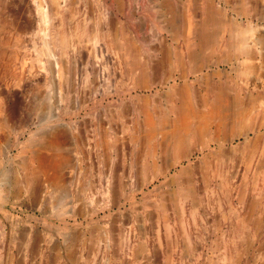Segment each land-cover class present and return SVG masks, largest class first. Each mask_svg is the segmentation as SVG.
Masks as SVG:
<instances>
[{
  "label": "rangeland",
  "instance_id": "1",
  "mask_svg": "<svg viewBox=\"0 0 264 264\" xmlns=\"http://www.w3.org/2000/svg\"><path fill=\"white\" fill-rule=\"evenodd\" d=\"M207 13L215 51L187 49ZM239 24L254 55L230 47ZM125 36L145 84L113 48ZM181 86L197 112L219 91L254 107L245 124L212 115L203 140L182 131L177 158ZM263 138L264 0H0V264H264Z\"/></svg>",
  "mask_w": 264,
  "mask_h": 264
},
{
  "label": "bare ground",
  "instance_id": "2",
  "mask_svg": "<svg viewBox=\"0 0 264 264\" xmlns=\"http://www.w3.org/2000/svg\"><path fill=\"white\" fill-rule=\"evenodd\" d=\"M262 3V2H261ZM211 6V5H210ZM254 6V5H253ZM203 8V7H202ZM211 8V10H212V7H210ZM255 9V8H254ZM242 10V9H241ZM204 11V10H203ZM244 11V10H243ZM243 11H241V12H243ZM171 12V11H170ZM213 12V11H212ZM240 12V11H239ZM245 12V11H244ZM44 13L46 14V11L44 10ZM214 13V12H213ZM208 15H206V16H204V17H202L201 18V26H200V28H199V30L197 31L196 30V28H195V30L194 29H192L193 27H191L190 25H187V26H183L184 27V30L186 31L185 32V36H186V46L188 47L187 49H190V46H192V41H194V39H195V37H196V39L198 40L197 41V43H198V45H200L199 47L200 48H203L204 50H209V48L211 47L212 48V44H213V41L215 42V40L216 41H218L217 39H215L214 38V36H210L209 34H208V27L210 26V25H208L209 24V22H208V18H210V14L209 13H207ZM247 14V13H246ZM249 14V13H248ZM186 15V14H185ZM217 15L219 16V14L217 13ZM217 15H216V17H217ZM221 15V14H220ZM187 16H188V14H187ZM212 16V15H211ZM45 17V16H44ZM190 17V16H189ZM220 18V17H219ZM185 19V18H184ZM190 19V18H189ZM73 20V19H72ZM171 20V19H170ZM173 20V19H172ZM223 20H224V18H223ZM259 20V19H258ZM174 21V20H173ZM182 21H184V20H182ZM191 21H193V20H191ZM198 21V20H197ZM230 21V20H229ZM175 22V21H174ZM186 22V21H185ZM194 22V21H193ZM223 22V21H222ZM180 22H178V24H179ZM189 22H188V19H187V24H188ZM177 24V23H176ZM180 24H182V23H180ZM186 24V23H185ZM217 24V23H216ZM225 24H226V22H225ZM224 24V25H225ZM233 24H235V23H233ZM238 24V23H237ZM236 24V25H237ZM184 25V24H183ZM197 25V24H196ZM214 25V24H213ZM230 25V24H229ZM235 25V26H236ZM168 26H170V25H168ZM175 26V25H174ZM173 26V32L174 33H176V34H180V30H179V28L177 29V28H175ZM220 26V25H219ZM231 26V25H230ZM240 26V24L238 25V27L236 26V27H232V31L230 32L229 30V44H230V47H233V46H235V51H236V48L238 49V50H241V52H242V54L246 57V56H251V55H254V53L256 52V49L252 46V45H247L246 46V44H248V43H246V41H245V36H244V34H246L245 32H246V30H244L241 26ZM197 27V26H196ZM216 27V26H215ZM223 27V26H222ZM229 27V26H228ZM172 28V27H171ZM225 28H226V26H225ZM95 29V28H94ZM183 29V28H182ZM197 29H198V27H197ZM229 29V28H228ZM183 30V31H184ZM215 30V29H214ZM214 30H213V32H214ZM221 30V29H220ZM94 31V30H93ZM218 31V30H217ZM225 31V30H224ZM223 31V32H224ZM221 32V31H220ZM222 32V33H223ZM95 33V32H94ZM184 33V32H183ZM221 33V34H222ZM226 33V32H225ZM228 33V32H227ZM210 34H211V32H210ZM125 35V34H124ZM75 36V35H74ZM174 36V35H173ZM172 36V37H173ZM177 36H179V35H177ZM222 35H220V37H221ZM227 37V36H226ZM113 38V37H112ZM185 38V37H184ZM217 38V37H216ZM93 39H95V38H93ZM218 39H219V37H218ZM114 40V39H113ZM220 40V39H219ZM234 40H236V43L234 44L233 43V41ZM239 40V41H238ZM115 41V40H114ZM227 41V40H226ZM62 43V42H61ZM194 43V42H193ZM196 43V42H195ZM217 43V42H216ZM220 43V42H219ZM246 43V44H245ZM184 44V43H183ZM226 45V44H225ZM113 48H115L116 49V51H117V53H119L120 54V56H121V58H122V61H123V66H124V69H125V71H127V72H136V71H138V75H139V83H140V85H142V84H145L146 82H145V75L143 74V72L144 73H146L145 71H143L142 69H144V66H142L140 63H139V58H138V54H137V49H135L134 47H133V45H132V42H131V40H130V38L128 37V36H125L124 37V41H123V43L121 42V43H118L117 44V42L115 43L114 42V44H113ZM185 46V47H186ZM198 47V46H197ZM226 47V46H225ZM257 48V47H256ZM192 49V48H191ZM229 49V48H228ZM232 49V48H231ZM180 50V49H179ZM195 50H196V48H195ZM212 50H213V48H212ZM213 51H215V50H213ZM197 52V51H196ZM171 53V52H170ZM169 53V54H170ZM191 54H193L192 53V51L190 52ZM212 53V52H211ZM210 53V54H211ZM214 53V52H213ZM168 54V53H167ZM168 54V55H169ZM173 54V53H172ZM199 54V53H198ZM240 54V53H239ZM165 55V54H164ZM177 55H179V54H177ZM180 55H182V54H180ZM180 55H179V57H180ZM170 57H171V55H169ZM169 56L166 58V62L164 61V63H168L169 64V62H168V59H169ZM176 56V55H175ZM202 56V55H201ZM211 56V55H210ZM177 57V56H176ZM179 57H177L176 58V60H177V63H178V65H180L181 66V60L182 59H180ZM193 57V56H192ZM173 58H175V57H173ZM191 58V57H190ZM195 58V57H194ZM139 59V60H138ZM196 59V58H195ZM200 59V58H199ZM194 60V59H193ZM197 60V59H196ZM172 61V60H171ZM170 61V62H171ZM201 61V60H200ZM196 62V61H195ZM200 63V62H199ZM172 64H173V62H172ZM195 64V63H194ZM152 65H154V64H152ZM167 65V64H166ZM196 66V65H195ZM143 67V68H142ZM179 67V66H178ZM169 68V67H168ZM179 69H181V67H179ZM146 70V69H145ZM151 70H153V71H155V73H156V71H157V65H155ZM153 73V72H152ZM127 74V73H126ZM147 81V80H146ZM185 85V84H184ZM146 86V85H145ZM183 87H185V86H183ZM182 86H181V88H176V90H174L173 91V97H174V99L177 101V103H178V106L175 108V110L173 111V113H177L176 115H177V120L175 121V127H174V129H173V132H169L168 134H164L165 135V137H164V141H163V147H164V149L165 150H168V147H170V151H173V153H174V155H176L177 156V158L178 157H182L183 156V154H184V151H185V149H187V147H188V144H189V142L187 141V139H185V137H184V135L181 133L182 131H185V132H193L194 134H195V137H193V138H196V140L197 139H199V140H203V137L204 136H206V133H207V131H206V129H205V125H206V121L213 115V116H215L216 118L215 119H219L221 122H220V124H222V123H225V121H226V119L227 120H229V119H231V121H234V120H239V118H240V120H242L243 119V121L241 122V123H243V122H246V121H248V119H246V118H248V116H250L249 114V112L250 111H252L251 109L254 107L253 105H252V102H250V101H248V104H241V103H235V104H233L232 105V107H231V109H230V111H231V113H229L228 115L227 114H225L228 110L227 109H225L224 108V104H225V102L223 103V94H222V92L221 91H219L217 94H216V100H215V104H214V106L211 108V111H209L208 113H202V112H197L196 111V108L194 109V107H192L191 105H190V103H189V101H191L190 99H189V91H188V87L187 88H183ZM143 88V87H142ZM173 89V88H172ZM191 89V88H190ZM206 89V88H205ZM219 89V88H218ZM192 92V91H191ZM214 92V91H213ZM224 92V91H223ZM168 93V92H167ZM215 93V92H214ZM169 94V93H168ZM211 94V93H210ZM205 95V94H204ZM201 96H202V94H201ZM172 97V98H173ZM190 97H192L191 95H190ZM207 97V96H206ZM204 98H205V96H204ZM208 98V97H207ZM206 98V99H207ZM141 100H143V99H141ZM189 100V101H188ZM210 100V99H209ZM174 101V100H173ZM201 101V103L200 104H202V106H204L206 103L204 102V100H200ZM252 101V100H251ZM207 102V101H206ZM170 103V102H169ZM209 103V102H208ZM176 105V104H175ZM175 105H173V106H175ZM140 106V110L143 112V113H147L148 112V110H149V106H150V104L148 103V101L147 100H143V102L141 103V105H139ZM199 107H200V105H199ZM210 107V106H209ZM166 108H164V110H165ZM202 109H203V107H202ZM210 109V108H209ZM163 110V111H164ZM203 110H205V109H203ZM171 111V110H170ZM230 111H228V112H230ZM142 113V114H143ZM149 113V112H148ZM168 113V112H167ZM162 115V114H161ZM167 115V114H166ZM227 115V116H226ZM251 115H252V113H251ZM145 116V115H144ZM147 116V115H146ZM168 116V115H167ZM170 116V115H169ZM163 117V116H162ZM194 117H196V118H198L199 119V121H200V124L198 125V127L196 128V129H192L191 128V126H190V120H189V118H194ZM169 118V117H168ZM167 118V119H168ZM166 119V120H167ZM163 120H165V118H163ZM162 120V121H163ZM169 121V120H168ZM193 120H191V122H192ZM198 121V122H199ZM167 122V121H166ZM165 121H163L162 123H166ZM226 122H228V121H226ZM230 122V121H229ZM228 122V123H229ZM236 122V121H235ZM251 122V121H250ZM158 123V122H157ZM159 123H161V122H159ZM173 123V122H172ZM155 124V123H154ZM150 120H149V118H148V122H147V125H148V128H149V131H152V130H154V125ZM169 125H173V124H171V122H169L168 123ZM243 124H245V123H243ZM252 124H253V126L254 125H256L257 124V120L256 121H252ZM259 124V123H258ZM156 125H158V124H156ZM238 125V124H237ZM241 125V124H240ZM158 126H160V125H158ZM197 126V125H196ZM225 126V125H224ZM231 126V125H230ZM229 126V128H232V127H230ZM232 126H234V123H233V125ZM252 126V128L254 129V127ZM162 128V127H161ZM160 128V129H161ZM228 128V127H227ZM235 128V127H234ZM246 128H248V126L246 127ZM233 129V128H232ZM220 130V129H219ZM222 131V130H221ZM231 131V130H230ZM244 131V130H243ZM184 132V133H185ZM257 132V131H256ZM252 133H253V130H252ZM223 134V133H222ZM231 135H233V134H231ZM254 135V134H253ZM259 136H260V134H259ZM262 137V136H261ZM148 139V138H147ZM262 139V138H261ZM264 139V138H263ZM192 142V141H191ZM204 142V141H203ZM247 142V141H246ZM260 140H259V137H256V139L253 141V143H252V145L250 146H247V148H246V152H249V158H250V162L252 163V159L254 158V156H255V154H256V152H257V150H258V148H259V144H260ZM144 143V142H143ZM200 143H201V141H200ZM263 143H264V141H263ZM146 144V143H145ZM194 144V143H193ZM246 145V144H245ZM162 146V145H161ZM151 147V146H150ZM189 148V147H188ZM263 148V147H262ZM150 149V148H149ZM162 149V148H161ZM233 149V148H232ZM163 150V149H162ZM151 151V150H150ZM187 151V150H186ZM234 151V150H233ZM172 153V152H171ZM246 154V153H245ZM225 155V154H224ZM223 155V157H225ZM258 155V154H257ZM172 157H174L173 155H172ZM246 157V156H245ZM257 157V156H256ZM211 158V157H210ZM226 158V157H225ZM224 158V159H225ZM242 158V157H241ZM243 159V158H242ZM246 159V158H245ZM255 159V158H254ZM249 161V160H248ZM255 161H256V159H255ZM249 163V162H248ZM209 164V162L208 161H204V164H203V168H202V171H205L206 170V166ZM210 165H211V163H210ZM251 165V164H250ZM263 165V164H262ZM201 166H202V164H201ZM261 166V165H260ZM249 167H251V166H248V169H249ZM262 167V166H261ZM260 167V168H261ZM258 168V167H257ZM211 169V168H210ZM256 169V168H255ZM212 170V169H211ZM247 170V169H246ZM261 170V169H260ZM263 170V169H262ZM186 171V170H185ZM209 171V170H208ZM215 171V170H214ZM247 171H249V170H247ZM257 171V170H256ZM213 172V171H212ZM214 173V172H213ZM259 173V172H258ZM248 175V174H247ZM254 175V174H253ZM252 175V176H253ZM205 177L207 176V174L206 175H204ZM219 176V175H218ZM251 176V177H252ZM245 177V176H244ZM243 177V179H244V181H246L245 180V178ZM263 177V176H262ZM261 177V178H262ZM216 178V177H215ZM248 178V177H247ZM256 178V177H255ZM252 179V178H251ZM264 179V178H263ZM254 180V179H253ZM259 180V179H258ZM205 181V180H204ZM225 181V180H224ZM222 182V181H221ZM186 183V182H185ZM261 183V182H260ZM229 184V183H228ZM253 184V183H252ZM264 184V183H263ZM207 185V184H206ZM205 185V186H206ZM247 185V184H246ZM254 185V184H253ZM257 185H259V184H257ZM230 186V185H229ZM252 186V185H251ZM208 187V186H207ZM207 187H206V189H207ZM219 187V186H218ZM223 187V186H222ZM231 187V186H230ZM255 187H256V185H255ZM224 188V187H223ZM225 189V188H224ZM223 189V190H224ZM204 190H205V188H204ZM221 188H220V191H223ZM229 190V189H228ZM227 190V191H228ZM231 190V189H230ZM237 192H238V190H237ZM240 192V191H239ZM229 193V192H228ZM242 193V192H241ZM245 193V192H244ZM259 193V192H258ZM227 195H229V194H227ZM187 196V195H186ZM223 196V195H222ZM226 196V195H225ZM260 196V195H259ZM188 197V196H187ZM262 197V196H261ZM243 200V199H242ZM256 202H258V201H256ZM259 203V202H258ZM255 205H257V203H254ZM260 204V203H259ZM253 205V204H252ZM254 205V206H255ZM249 206V205H248ZM251 207H253V206H251ZM248 211V210H247ZM231 213H233V212H231ZM236 214V213H235ZM246 215V214H245ZM245 215H243V216H245ZM251 215V214H250ZM248 217V216H247ZM244 219V218H243ZM246 220H248V218L246 219ZM245 222V221H244ZM238 223V222H237ZM246 223V222H245ZM244 223V224H245ZM241 225H242V223H241ZM245 226V225H244ZM243 226V227H244ZM238 227V226H237ZM238 231V230H237ZM226 250L224 249V251H223V253H226L225 252ZM224 256H225V254H224ZM221 257H223V256H221ZM228 257V256H227ZM226 257V258H227ZM225 260V259H224Z\"/></svg>",
  "mask_w": 264,
  "mask_h": 264
}]
</instances>
